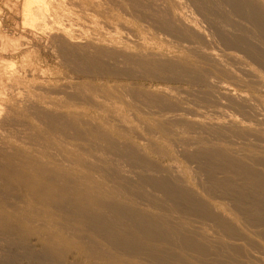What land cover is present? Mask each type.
Segmentation results:
<instances>
[{"label": "bare ground", "instance_id": "6f19581e", "mask_svg": "<svg viewBox=\"0 0 264 264\" xmlns=\"http://www.w3.org/2000/svg\"><path fill=\"white\" fill-rule=\"evenodd\" d=\"M87 2L15 0V53L44 42L85 76L125 68L193 87L135 92L144 131L109 106L120 99L106 85H44L0 56V264H264V0ZM110 4L173 55L145 51ZM73 102L110 113L113 130Z\"/></svg>", "mask_w": 264, "mask_h": 264}, {"label": "rangeland", "instance_id": "374dc122", "mask_svg": "<svg viewBox=\"0 0 264 264\" xmlns=\"http://www.w3.org/2000/svg\"><path fill=\"white\" fill-rule=\"evenodd\" d=\"M85 1H88L87 2V5L90 6L89 8H92L94 7L93 5L95 4H92V3H96V1L98 0H85ZM90 1V2H89ZM106 5V6H104ZM110 6L113 7L112 4H110ZM102 7H105L107 8V4H102ZM109 7V6H108ZM110 8V7H109ZM115 9V14L113 15V23L114 24H118V26L121 24V25H125L127 26V28L131 29L132 32L134 34H138L140 36V40H142V46H143V49L145 51H153V52H157L159 51L158 53V56L157 57H160V52L161 54H171L173 55L174 53V49L172 50L170 47H168L164 42H162L161 40L159 41L158 39H156V37L154 38L153 36L152 37H149L151 36V32H148L150 30H148L147 28H145L143 25V23L145 24H148L146 21H143V19H141L139 16L136 17V14L134 13L133 15V11H129L128 13H125L124 15V12L121 11L120 9H118L117 7H113ZM130 13V14H129ZM132 13V14H131ZM128 15V16H127ZM124 16V17H123ZM116 17V18H115ZM122 17V18H121ZM132 18V19H131ZM139 18V19H138ZM115 19V20H114ZM137 21H136V20ZM130 20V21H129ZM117 21V22H116ZM124 21V22H123ZM116 22V23H115ZM120 22V23H119ZM126 23V24H125ZM134 23V24H133ZM139 23V24H138ZM142 24V25H141ZM120 25V26H121ZM149 25V24H148ZM142 26V28H141ZM151 27V26H150ZM134 29V30H133ZM137 31V32H136ZM144 31V32H143ZM142 34V36H141ZM125 35V34H124ZM124 37V36H123ZM256 38H259L260 37L257 35ZM24 38H19V35L17 36V34L15 33V0H0V56H19L17 57V61L19 62V64H22L24 67H27L26 64L28 63L29 64V67L31 68L32 72L35 74V80H37L38 82H42L43 81L45 82L44 85H53V86H60V87H63V86H72L74 87L75 85L76 86H80L79 87H83V85L85 84H88V87H91L93 88V90H97L98 92H102L103 91V85H106L105 89L104 88V91H107L109 90L108 92H110V94L112 95L113 99H115L117 96L118 98H116L118 100V102H122V103H117V100L115 103L117 104H109V106H111L113 108L114 106V111L115 112H119L116 113L118 114V116L122 119H126L125 120L126 122L127 121H134V122H128V124H137V125H134V126H138L139 125V129H143V127H146L147 124H148V120L150 122V119H148L147 117H144L147 115V113H142L140 115H137L136 113H134L135 111L133 110V107L131 105V101L132 100H136V98L138 97V95H136V93H138L139 91H143L144 89H147L149 87H156V86H167L169 87V89H171L172 92L176 93V92H179L184 86L185 87H193L191 83H188L186 81H172L170 80L167 81L165 78L163 77H160V76H157L155 74H143L144 76H142V73L140 72H137L135 73V75H130L129 72L123 68L120 70L119 74L118 75H113V76H98V75H93V77L91 75L89 76H85L83 74H80V73H76L74 70H71V68L68 66L65 65V63H63V59L60 57L61 54L60 52L56 49L54 52H51V49H48L45 47V44L44 42H38L36 44H33V45H25L22 46V48H24L20 53H15V45L17 46L18 44H20L21 46V42H23ZM132 39V38H131ZM18 41V42H17ZM146 41V42H145ZM155 41V42H154ZM154 42V43H153ZM16 43V44H15ZM18 43V44H17ZM157 43V44H156ZM133 44V43H132ZM218 44V43H217ZM220 44V43H219ZM44 45V46H43ZM136 46H134V44L132 45L133 47L135 48H141V46H139V44H135ZM27 46V48H26ZM32 46V47H31ZM161 46V47H160ZM222 46V45H221ZM223 47V46H222ZM45 48V49H44ZM150 50V51H149ZM53 51V50H52ZM172 52V53H169ZM30 52V53H29ZM234 52H237L240 56H241V53L238 51V50H235ZM180 53H177V55L179 56ZM243 55V53H242ZM21 59H19L20 57H22ZM177 56V57H178ZM28 57V58H27ZM184 58L186 59L188 56L186 55H181L180 54V58ZM186 57V58H185ZM248 60L250 58H248L247 56H245ZM192 58V57H191ZM24 61H23V60ZM20 60V61H19ZM26 60V61H25ZM62 60V61H61ZM251 61V60H249ZM253 61V60H252ZM253 65L256 64L258 65V63H255L254 61L252 62ZM31 65V66H30ZM254 65V66H256ZM261 66V65H260ZM260 66L255 69L256 73L258 72V78H260L261 80L264 79V68L262 66V68H260ZM44 67V68H43ZM40 68V69H39ZM107 68L113 70V64L109 63L107 65ZM42 69V71H41ZM47 72H45L44 70ZM263 71H261V70ZM41 71V72H40ZM260 71V73H259ZM44 72L46 75H44ZM262 72V73H261ZM41 73V74H40ZM43 73V74H42ZM40 74V75H39ZM262 74V76H261ZM44 77H41L43 76ZM260 75V76H259ZM51 76V77H50ZM97 76V77H96ZM146 76V77H145ZM41 77V78H40ZM46 77V78H45ZM62 77V78H61ZM135 77V78H134ZM159 77V78H158ZM263 77V78H261ZM84 78V79H83ZM144 78V79H143ZM162 79V80H161ZM57 80V81H56ZM65 80V81H64ZM160 80V81H159ZM158 81V82H157ZM264 81V80H263ZM73 82V83H72ZM77 82V83H76ZM176 82V83H175ZM85 83V84H84ZM97 83V84H96ZM182 83L184 84L183 87H182ZM82 84V85H81ZM91 84V86H90ZM100 85V87H99ZM109 85H112L109 87ZM116 85V86H115ZM191 85V86H190ZM116 88H115V87ZM121 86V87H120ZM129 86V87H128ZM134 86V87H133ZM99 87V88H98ZM103 87V88H101ZM112 88V89H110ZM115 88V89H113ZM119 88V89H118ZM131 88V89H130ZM173 88V89H172ZM121 89V90H120ZM125 89V90H124ZM128 89V90H127ZM134 89V90H132ZM137 89V90H135ZM175 89V90H174ZM115 90H118L119 92H116ZM131 90V91H130ZM139 90V91H138ZM138 91V92H137ZM116 92V93H115ZM121 92V93H120ZM127 92V93H126ZM130 92V93H129ZM136 92V93H135ZM119 93V94H118ZM114 94H115V97H114ZM118 94V95H116ZM123 96H122V95ZM120 96V97H119ZM128 98V99H125V98ZM122 98V99H121ZM69 100V99H68ZM113 100V101H115ZM123 100H127L126 102H128V104L126 102H123ZM129 100V101H128ZM69 101H73V100H69ZM136 102V101H135ZM125 103V105H124ZM138 103V102H137ZM73 106L72 107H68L66 109H69L70 111H73L75 113L80 114V116L82 117H88V118H94L96 120H100L101 122L103 123H107L109 120V125L107 123L108 126L113 127V123L114 121H112L113 119V116L108 115V113H104L103 110H97L91 106H89L88 104H76L73 102ZM140 104V103H139ZM76 105V106H75ZM119 105V106H118ZM122 105V106H121ZM129 105V106H127ZM78 107V108H77ZM118 107V108H117ZM128 107V108H127ZM73 108V109H72ZM122 108V109H121ZM118 111H117V110ZM121 109V110H120ZM91 110V111H90ZM99 111V112H98ZM103 111V112H102ZM123 111V112H122ZM235 112V110H233L232 108H229V109H226V110H223L222 113H227V112ZM97 113V114H96ZM101 113H104V114H101ZM123 113H124V116H123ZM236 114H239L238 111L235 112ZM102 115H105L104 117ZM108 115V116H107ZM91 116V117H90ZM110 116V118H109ZM124 118H123V117ZM106 118V119H105ZM109 119V120H108ZM130 119V120H129ZM135 119V120H134ZM138 119V120H137ZM104 120V121H103ZM137 120V121H136ZM140 120V121H139ZM147 122V123H145ZM142 123H143V127H142ZM141 125V126H140ZM142 127V128H141ZM112 129V128H111ZM146 129V128H144ZM143 129V130H144ZM113 130V129H112ZM145 131V130H144ZM116 132V131H115ZM114 132V133H115ZM160 133V134H159ZM117 134V135H116ZM116 134H114L116 137L119 135L117 138L119 140V142H122L123 140H125V138H127L128 136L127 135H123L122 133H118L116 132ZM157 134V136L161 137V138H158L159 142H163L162 144H167L168 147L169 146H172V144L170 143L169 140L167 139H163V136L161 134V132H157L155 133V135ZM121 136H122V139H121ZM124 137V138H123ZM131 137V136H129ZM138 136H136V134H132V138L131 139H134L135 141H139V138H137ZM138 139V140H137ZM122 140V141H121ZM164 140V141H163ZM168 141V142H167ZM160 142V144H161ZM170 143V145H169ZM167 145H164V146H167ZM124 149H126V151H124ZM124 152V153H123ZM129 149L127 148H123L122 151H121V156L119 158V162H120V165L121 166H125L128 162V160L130 158H132L131 156H133V154L130 152ZM126 154V156H124ZM123 155V157H122ZM129 155V157H127ZM125 157V158H124ZM126 159V162H124V160ZM19 192H23L25 194H21ZM17 192L18 193V197L20 196H24L25 200H32L34 199L33 197H29V194H27L25 191H22V189ZM21 197V198H22ZM22 198V199H24ZM251 228V227H250ZM253 232H257L256 230L252 229ZM264 256V254H263ZM77 259V260H81L83 261V259H87L89 257H82L80 259V257L75 254V253H72L68 256V261L71 260V259ZM89 260H91V258H89ZM86 261V260H85Z\"/></svg>", "mask_w": 264, "mask_h": 264}]
</instances>
